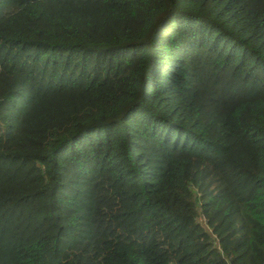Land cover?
<instances>
[{"label": "trees", "instance_id": "1", "mask_svg": "<svg viewBox=\"0 0 264 264\" xmlns=\"http://www.w3.org/2000/svg\"><path fill=\"white\" fill-rule=\"evenodd\" d=\"M0 264H264V0H0Z\"/></svg>", "mask_w": 264, "mask_h": 264}]
</instances>
